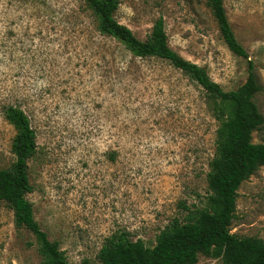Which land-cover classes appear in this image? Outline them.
<instances>
[{
    "label": "rangeland",
    "instance_id": "374dc122",
    "mask_svg": "<svg viewBox=\"0 0 264 264\" xmlns=\"http://www.w3.org/2000/svg\"><path fill=\"white\" fill-rule=\"evenodd\" d=\"M116 19L144 41L163 18L169 46L226 92L248 78L206 0H119ZM264 88V0H223ZM264 117V92L254 100ZM204 90L161 59H135L97 32L81 0H0V166L11 169L20 106L37 135L27 199L68 264H100L107 238L147 247L207 207L218 123ZM264 144V125L253 133ZM231 232L264 242V167L239 190ZM35 237L0 202V264H41ZM198 264H223L200 256Z\"/></svg>",
    "mask_w": 264,
    "mask_h": 264
},
{
    "label": "trees",
    "instance_id": "16d2710c",
    "mask_svg": "<svg viewBox=\"0 0 264 264\" xmlns=\"http://www.w3.org/2000/svg\"><path fill=\"white\" fill-rule=\"evenodd\" d=\"M97 21V32L112 38L135 59H161L180 70L201 87L218 123L215 155L207 176L211 195L207 207L190 212L181 223L175 220L147 247L142 240L118 233L106 239L99 254L100 264H198L200 256L222 260L223 264H264V242L238 237L231 232L242 184L264 167V144L253 142V133L264 125V117L254 101L264 92L256 65L238 41L223 0H206L228 49L248 62V78L235 91L226 92L205 68L174 51L168 42L163 18H159L146 40L116 19L119 0H81ZM5 119L16 131L12 144L15 163L0 166V202L14 212L15 226L28 230L36 239L41 264H68L57 242L50 241L35 219L27 195L33 192L28 163L37 153V135L26 112L17 105L4 108Z\"/></svg>",
    "mask_w": 264,
    "mask_h": 264
}]
</instances>
